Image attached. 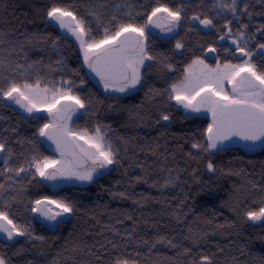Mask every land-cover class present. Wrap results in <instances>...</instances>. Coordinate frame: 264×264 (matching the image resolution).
<instances>
[{
  "label": "trees",
  "instance_id": "obj_1",
  "mask_svg": "<svg viewBox=\"0 0 264 264\" xmlns=\"http://www.w3.org/2000/svg\"><path fill=\"white\" fill-rule=\"evenodd\" d=\"M176 2L0 0V60L23 66L15 73L0 69V87H7L11 79L34 83L39 78L42 86L52 82L50 87L71 81L73 93L89 105L72 119V128L107 129L106 139L120 161L100 169L92 181L62 184L56 193L47 180L33 178L34 168L19 176L6 171L5 159L14 170L28 168L33 156H52L38 134L50 116H27L0 99V142L11 149L10 157L7 151L0 154V184L5 185L0 210L17 223L30 224L34 235L45 238L8 241L0 236V255L10 264H115L117 258L139 264H198L201 255L211 256L214 264H264V222L254 223L245 216L264 200V145L254 154L239 146L222 145L211 155L192 148L193 143H206L203 133L208 124L198 117H193V124L183 123L181 116L176 117L174 100L168 99L170 86L176 83V35L160 40L159 51L151 52L155 60L147 71L149 80L135 92L121 95L106 92L91 79L78 41L46 16L53 6L67 7L100 39L105 27L115 31L119 23L142 25L153 7L175 8ZM193 53L191 58L203 54ZM29 64L33 68L28 69ZM157 77L164 82H156ZM162 114L170 116V124L160 120ZM209 160L214 172L207 170ZM170 177L174 183L160 187ZM121 192L124 197L114 195ZM42 196L66 198L78 211L55 227L38 222L30 207ZM159 236L174 238L180 247L160 244L149 250L142 243ZM21 247L25 251L14 255ZM73 247L78 250L71 251ZM184 248L191 250L188 255Z\"/></svg>",
  "mask_w": 264,
  "mask_h": 264
},
{
  "label": "snow or ice",
  "instance_id": "obj_2",
  "mask_svg": "<svg viewBox=\"0 0 264 264\" xmlns=\"http://www.w3.org/2000/svg\"><path fill=\"white\" fill-rule=\"evenodd\" d=\"M218 2L220 11L217 12V15H220V12H227L236 19L247 15L251 20L253 13L249 11L247 2H244L242 8L239 6L240 0H230L229 3H226L225 0H218ZM257 2L264 3V0H257ZM213 7L215 8V4ZM184 12V7L173 8L161 4L151 9L144 24L119 23L115 31L105 27L100 39L94 38L91 35L92 29L85 20L79 18L67 7L53 6L47 11L46 16L79 42L84 54V63L99 77L105 91L125 93L141 84L143 79L141 69L146 67L145 62L155 60V57L149 54V34L146 32L148 26L153 25L160 28L161 31L172 33L181 26V22L186 18ZM90 14L94 15V13ZM96 19L99 20L100 17L96 16ZM111 19L116 20V17L113 16ZM191 20L198 21L199 25L206 29L216 27L213 18L209 16L201 18V15H193ZM231 23V20H227L223 25L225 32L220 36V39H225V36L232 37L231 43L235 45V48L231 50V54L236 56L238 53V58L245 59L240 63L229 62L223 65L217 62L216 67L213 68L203 59L197 57L185 69L183 80L172 84L168 93V99L175 100L176 104L182 106L188 113L208 112L211 114V123L207 125L203 133L206 143L192 144L193 149H201L209 155L212 154V150L220 151L218 145L231 140L232 137H239L243 141L264 142V71L259 70L253 63L252 58L257 53L249 48V42L255 39V34L246 37L244 30L248 29V24H241L233 34ZM257 31L264 35V25H260ZM183 48L184 44L177 40L175 49ZM257 48L260 50V55L264 57V43H258ZM206 51L215 53L217 49L210 45ZM229 51V49H225V52ZM22 67L19 64H16L15 67L5 65L4 61L0 60V69L6 68L15 73ZM147 67H151V65H147ZM167 67L172 69L171 64H168ZM27 68H33V64L27 65ZM20 74L21 76L25 75L24 72ZM225 82L231 85V93L226 91ZM51 83L48 82L42 87V81L39 78L34 83L28 82L27 79H24L22 83L11 79L7 87H0V99L14 102L29 114L46 111L52 117L49 123H45L39 128L38 134L52 141L55 151L60 156L59 159L49 156H33L28 168L21 166L14 170L7 167L8 160L5 159V170L14 171L19 176L34 168L33 178L38 175L47 181L72 179L82 182L92 181L93 174L98 169H106L109 165L120 163L117 159L118 153L114 150L113 145L107 142V134L101 126L97 125L92 131L87 128L75 130L70 126L73 115L80 109L87 110L89 105L84 99L73 93L71 81H61L60 87H56L54 84L50 87ZM189 118L191 117L185 116V119ZM169 119L170 116L167 114L160 116V120L168 121ZM159 122L157 120V123ZM5 151L10 157L11 149H7L6 144L0 142V153ZM188 155L192 154L188 153ZM206 167L209 172L215 171L211 160L208 161ZM0 175H3V171H0ZM140 179L137 177V182ZM173 183L174 181L170 177L160 187H168ZM152 186L155 187V183ZM253 187H255L254 184ZM4 189L5 185L0 184V194ZM114 195L124 197L125 193ZM134 202L139 203V201ZM261 204L262 206L258 210L245 212L249 221L264 222V200L261 201ZM30 211L37 214L38 217L59 224L63 222L62 218L75 214L78 209L73 202L66 198L42 196L31 201ZM173 216L179 222V216H176L175 213ZM127 218L132 219L130 216ZM0 234H3L8 241H13L17 237H25L29 241L44 242L45 240L43 236L33 234L30 224L17 223L13 218H10L7 211L3 210H0ZM184 238L187 240L189 236ZM191 242L195 244L197 241L192 238ZM109 243L111 244L112 241ZM142 243L147 245L149 250L160 244H166L171 248L180 247L178 243L174 242V238L169 239L166 236H159L152 241L143 239ZM115 247L113 244V248ZM77 250L76 247L71 249L73 252ZM79 250L82 251V249ZM24 251L25 249L21 247L14 255L22 254ZM190 251L189 248H184L183 254L188 255ZM96 259L99 260L100 257L98 256ZM0 264H10V261L0 255ZM28 264H32V262L29 261ZM52 264H59V262L53 261ZM115 264H139V262L117 258ZM198 264H214V262L211 256L201 255Z\"/></svg>",
  "mask_w": 264,
  "mask_h": 264
},
{
  "label": "flooded vegetation",
  "instance_id": "obj_3",
  "mask_svg": "<svg viewBox=\"0 0 264 264\" xmlns=\"http://www.w3.org/2000/svg\"><path fill=\"white\" fill-rule=\"evenodd\" d=\"M176 2V7H184L185 8V19L181 22V26L176 28V31L171 35H176V42L177 40H180L184 44V48L177 50L176 49V83H179L181 80H183L185 76V69L188 67L189 64H191L192 60L196 58H191V56L194 54L193 51H200L203 52L199 58L203 59L206 64L209 66L215 68L217 62H219L221 65L224 63H240L245 58H238L239 54L237 53L236 56H233L231 54V50L235 48V45H232L231 39L232 37L225 36V39L221 40L220 36L224 35L225 30L223 29V25L227 22V20H231L232 23L230 27L233 30V34L236 32L237 29H239L241 24H248L249 27L245 31L246 37L255 34V39L250 40L249 42V48L256 52L257 54L252 58L253 63H255L259 70L264 71V57L260 55V50L257 48L258 43H264V35H262L260 32L257 31V28L260 25H264V3L257 2V0H240V7H243L244 2H247L249 5V11L253 13L251 20H249L247 15L240 16L239 19H236L231 15V13L227 12H220V15H217V12L220 11V5L218 0H178ZM226 3H229L230 0H225ZM215 4V8L213 5ZM193 15H201V18L203 16H209L210 18H213L214 24L216 27L213 28H204L203 26L199 25L198 21H192L191 17ZM219 29V30H218ZM146 32L149 34V40H148V48H149V54L151 55V52L159 51L158 45L160 40H167L171 36L165 37L161 35V29L159 28L157 33L152 34L148 31V28L146 29ZM213 46L217 49L215 53H209L206 51L208 46ZM161 46V45H160ZM229 49V52H225V49ZM146 67L141 69L142 74V81L139 86L133 90L132 92H129L127 94H131L138 90L141 85H143L144 82L149 80V77L147 75L148 68L147 65H154V61H146L145 62ZM153 67V66H152ZM88 71H90V77L91 79L97 84L100 82V79L98 76H96L91 69L89 68ZM156 82H164V78L157 77ZM225 89L229 93H231L230 84L225 82ZM118 94V93H116ZM124 95V94H121ZM9 105H13L12 101L5 100ZM174 105L176 106L175 112L176 117L181 116L183 119V123H191L195 121L193 117H198V120L201 122H207V124L211 123V114L208 112H201V113H188L186 110L180 106L177 105L174 100ZM16 108H20V106H14ZM20 110V109H19ZM82 111L84 109H81ZM188 115L191 118L185 119V116ZM165 124H170L171 119L168 121H163ZM1 162V160H0ZM0 236H3L0 234Z\"/></svg>",
  "mask_w": 264,
  "mask_h": 264
},
{
  "label": "water",
  "instance_id": "obj_4",
  "mask_svg": "<svg viewBox=\"0 0 264 264\" xmlns=\"http://www.w3.org/2000/svg\"><path fill=\"white\" fill-rule=\"evenodd\" d=\"M55 23V22H54ZM56 26H58L55 23ZM59 27V26H58ZM60 28V27H59ZM159 28L154 27L153 25H149L148 26V31L152 34L157 33L156 31H158ZM64 30V29H62ZM94 73V72H93ZM95 74V73H94ZM64 103V102H62ZM14 106H19L17 104H15L14 102L12 103ZM43 143H44V147L47 151H49L51 154L53 155H59L58 152L55 151V145L52 143V141L48 140L46 137H43ZM223 145L228 146V147H234V146H239L241 147L245 152L250 153V154H254L257 153L264 145V142H260V141H256V142H252V141H243L241 140L239 137H232L231 140L229 141H225L223 143ZM71 159V157H69ZM62 180L60 181H48L50 187H51V191L52 193H56L58 192L60 185H61ZM36 215V220L38 222H42V223H46L48 220H46L43 217H38L37 214ZM69 216L62 218L63 220H66ZM3 235V234H2ZM3 237H5L3 235Z\"/></svg>",
  "mask_w": 264,
  "mask_h": 264
},
{
  "label": "rangeland",
  "instance_id": "obj_5",
  "mask_svg": "<svg viewBox=\"0 0 264 264\" xmlns=\"http://www.w3.org/2000/svg\"><path fill=\"white\" fill-rule=\"evenodd\" d=\"M176 31V29L172 32V33H168V32H165V31H163V32H161V35H163V36H165V37H168V36H171L174 32ZM65 34H67V35H69V36H72L70 33H68V32H64ZM72 37H74V36H72ZM75 38V37H74ZM79 43V42H78ZM82 56H83V58H84V54H83V51H82ZM86 65V68H88L89 69V67L87 66V64H85ZM91 73H90V71H89V75H90ZM103 90H105L104 89V87H103V84L101 83V82H99V83H97ZM42 86V85H41ZM139 85H137L136 86V88L138 87ZM43 87V86H42ZM57 87H60V86H57ZM65 87H67V85H65ZM136 88H134V89H129V90H127L125 93H118V92H113V91H111V90H109V91H106V92H111V93H118V94H127V93H129V92H132L133 90H135ZM230 88H231V85H230ZM20 111L22 112V113H24L25 115H27V116H30V115H35V114H38V113H45V114H48L46 111H39V112H34V113H31V114H29L28 112H26L23 108H21L20 107ZM82 112V110L80 109L75 115H73V117H72V119L74 118V117H76L78 114H80ZM52 120V117H50V120L48 121V123L50 122ZM70 126H71V122H70ZM72 127V126H71ZM74 129V128H73ZM76 130V129H75ZM79 130H81V129H79ZM103 130L106 132V134L108 133V131H107V129H104L103 128ZM107 136V135H106ZM107 140V139H106ZM108 142V141H107ZM222 145H218V147H221ZM1 154V153H0ZM49 157H52V158H56V159H59L60 158V156H49ZM112 165H109L108 166V168H106V169H109L110 167H111ZM99 172H100V169H98L97 170V172H95L94 174H93V178L95 177V176H97L98 174H99ZM75 182H82V181H79V180H75V179H72V180H63L62 181V184H69V183H75ZM58 219H61V218H58ZM253 222V221H252ZM254 223H257V222H254ZM47 225H49L50 227H55L56 225H57V223L55 222V221H48L47 222Z\"/></svg>",
  "mask_w": 264,
  "mask_h": 264
}]
</instances>
